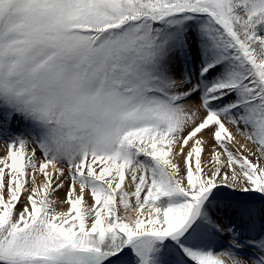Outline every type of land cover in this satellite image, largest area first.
Listing matches in <instances>:
<instances>
[{"label":"snow or ice","instance_id":"obj_1","mask_svg":"<svg viewBox=\"0 0 264 264\" xmlns=\"http://www.w3.org/2000/svg\"><path fill=\"white\" fill-rule=\"evenodd\" d=\"M0 139V264H264V0H0Z\"/></svg>","mask_w":264,"mask_h":264},{"label":"bare ground","instance_id":"obj_2","mask_svg":"<svg viewBox=\"0 0 264 264\" xmlns=\"http://www.w3.org/2000/svg\"><path fill=\"white\" fill-rule=\"evenodd\" d=\"M233 131H235V130H233ZM207 135V134H206ZM2 139H0V155H3V152H4V148H5V141L4 140H2ZM211 150V142L209 143V145H207L206 146V148H205V152L202 154L203 155V159H204V161L205 162H207L208 160H209V156H208V152ZM132 188V187H131ZM130 188V189H131ZM132 190V189H131ZM57 196H59V198L60 199H63L64 198V196H62L61 195V192H58L57 194H56ZM244 197H235L234 199H243ZM86 200H87V202L89 203V204H91L92 203V199H91V197L90 196H86ZM67 208H68V205L67 204H62V205H60L59 206V208H58V210H67ZM223 215V214H222ZM231 217V211H229V215L227 216V217H224V219H225V221L227 222L228 221V219ZM249 252H252L253 250H248Z\"/></svg>","mask_w":264,"mask_h":264},{"label":"rangeland","instance_id":"obj_3","mask_svg":"<svg viewBox=\"0 0 264 264\" xmlns=\"http://www.w3.org/2000/svg\"><path fill=\"white\" fill-rule=\"evenodd\" d=\"M2 140H3V139H2ZM2 140H1V141H2ZM2 142H3V141H2ZM131 189L134 190V186H132ZM131 189H129V190H131ZM61 195L64 196V192H61ZM133 202H134V201H133ZM121 212H122V208H121ZM250 258H251V257H249V259H250Z\"/></svg>","mask_w":264,"mask_h":264}]
</instances>
